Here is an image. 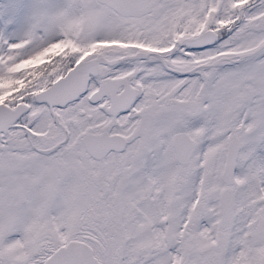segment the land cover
<instances>
[{
	"label": "snow or ice",
	"instance_id": "snow-or-ice-1",
	"mask_svg": "<svg viewBox=\"0 0 264 264\" xmlns=\"http://www.w3.org/2000/svg\"><path fill=\"white\" fill-rule=\"evenodd\" d=\"M0 264H264V0H17Z\"/></svg>",
	"mask_w": 264,
	"mask_h": 264
},
{
	"label": "rangeland",
	"instance_id": "rangeland-1",
	"mask_svg": "<svg viewBox=\"0 0 264 264\" xmlns=\"http://www.w3.org/2000/svg\"><path fill=\"white\" fill-rule=\"evenodd\" d=\"M17 0H0V21H6L13 14Z\"/></svg>",
	"mask_w": 264,
	"mask_h": 264
}]
</instances>
